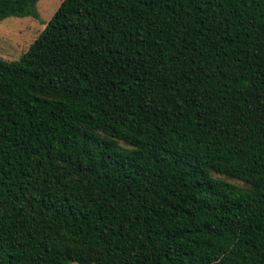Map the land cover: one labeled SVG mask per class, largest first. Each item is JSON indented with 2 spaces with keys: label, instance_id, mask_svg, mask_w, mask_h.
<instances>
[{
  "label": "trees",
  "instance_id": "trees-1",
  "mask_svg": "<svg viewBox=\"0 0 264 264\" xmlns=\"http://www.w3.org/2000/svg\"><path fill=\"white\" fill-rule=\"evenodd\" d=\"M71 262L264 264V0H62L0 58V264Z\"/></svg>",
  "mask_w": 264,
  "mask_h": 264
},
{
  "label": "rangeland",
  "instance_id": "rangeland-1",
  "mask_svg": "<svg viewBox=\"0 0 264 264\" xmlns=\"http://www.w3.org/2000/svg\"><path fill=\"white\" fill-rule=\"evenodd\" d=\"M61 2L62 0H39L38 19L33 16H11L0 20V58L18 60L48 24Z\"/></svg>",
  "mask_w": 264,
  "mask_h": 264
}]
</instances>
